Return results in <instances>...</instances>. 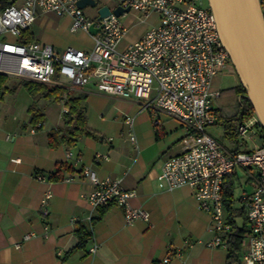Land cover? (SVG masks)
I'll list each match as a JSON object with an SVG mask.
<instances>
[{"label": "crops", "instance_id": "obj_1", "mask_svg": "<svg viewBox=\"0 0 264 264\" xmlns=\"http://www.w3.org/2000/svg\"><path fill=\"white\" fill-rule=\"evenodd\" d=\"M95 1L99 8L111 5L108 0ZM137 16L142 18L133 14ZM151 19L155 22H150V29L157 25V15L150 13L143 19ZM76 32L69 17L38 11L27 38L57 52L68 47L88 50L74 45ZM80 32L91 47V36ZM126 36L127 31L119 49L138 39ZM55 80L64 81L58 75ZM68 85L62 86L61 102L64 93L66 98L83 99L87 128L95 138L83 136L72 147L50 148L47 135L62 127L63 119L45 128L44 104L40 107L39 102L33 107L43 115L41 128L30 123L32 105L25 109L28 118L22 123L16 116L0 117V264H164L166 258L165 264H225L226 249L206 245L212 239L210 217L197 208L192 190L158 186L157 175L166 159L183 150L185 133L179 121L154 107L146 109L133 98L99 92L93 84L80 89ZM125 116L134 118L135 144L129 140ZM96 155L101 157L95 159ZM85 168L100 180L121 178L126 190L136 192L130 204L147 211L148 221L127 225L122 210L113 205L92 210L83 197L91 188L82 176ZM36 175L45 180H36ZM247 184L250 192H243V200L251 193ZM47 191L52 197L46 205L48 214L43 215L41 201ZM89 217L94 220L91 241L78 249L75 231L80 226L90 230ZM93 245L96 254L89 253ZM177 249L180 258L174 256Z\"/></svg>", "mask_w": 264, "mask_h": 264}, {"label": "built area", "instance_id": "obj_2", "mask_svg": "<svg viewBox=\"0 0 264 264\" xmlns=\"http://www.w3.org/2000/svg\"><path fill=\"white\" fill-rule=\"evenodd\" d=\"M13 1V5L0 11V74L61 88L63 84L55 80L56 75L73 88L93 84L99 92L133 98L146 109L154 107L178 120L185 133L183 150L164 162L157 175L159 188L189 187L197 208L210 217L208 232L212 239L206 245L226 249L224 237L232 226L225 216L222 185L225 178L241 170L251 186L245 199L250 234L242 241L241 261L264 264L262 128L254 114L238 124L237 134L246 145L245 151L227 148L206 132V127L216 122L214 100L220 95L211 89L212 81L230 65V59L215 18L203 0H108L111 5L106 7L111 14L104 18L99 17L98 5L87 6L96 9L94 16L87 17L85 8L76 5L79 0ZM258 1L264 12V0ZM117 7L129 8V13L141 15V20L154 13L158 23L139 40L119 49L127 31L120 19L127 13L116 17L112 12ZM38 11L69 17L74 31L89 34L91 26L99 29L96 35L89 34L92 48L68 47L57 52L50 45L23 41V33ZM66 97L64 93V101ZM67 111L64 108L63 113ZM124 122L131 132L129 140L135 144L134 118L125 116ZM100 157L96 155L95 159ZM82 176L91 187L83 197L92 210L113 205L122 210L127 225L137 220L148 221L147 211L130 204L136 192L126 190L121 178L100 180L89 168L82 171ZM35 177L38 181L45 180L41 175ZM51 197L47 191L42 198L43 215L48 214L46 205ZM88 222L91 232L92 217ZM96 252V245L89 248L90 254ZM174 256L180 258L181 250L177 249ZM167 262V258L163 260L164 264Z\"/></svg>", "mask_w": 264, "mask_h": 264}, {"label": "trees", "instance_id": "obj_3", "mask_svg": "<svg viewBox=\"0 0 264 264\" xmlns=\"http://www.w3.org/2000/svg\"><path fill=\"white\" fill-rule=\"evenodd\" d=\"M13 0H0V11L8 6L13 5ZM207 6V4H206ZM23 37L26 42L27 30L24 31ZM8 81V75L0 74V101L3 100L5 94L11 92L6 86ZM19 86L22 87L29 95L35 96L40 95L43 98L51 99L54 98L56 102L61 101L63 88L61 87H49L47 85L31 82V81H19ZM229 95L233 97L234 106L228 109L226 102H221L215 108V103L222 101L223 95ZM81 97H68L66 98L64 105L68 108L66 113H63V125L57 127L47 135L48 146L55 149L60 144H65L67 147H72L83 136L93 137L95 135L87 128L85 114L82 107ZM30 114L31 125L42 126L43 115L30 106L28 108ZM254 114V111L246 99L245 89L238 81L237 85L229 88L225 91H221L218 98L214 100V115L216 122L214 125L221 126L222 138L227 140L230 148L234 151H245L246 145L237 134V126L247 117ZM262 130V129H261ZM260 143H264V132L261 131ZM242 172V171H241ZM244 175V173L242 172ZM237 176V171L232 176L225 178L222 185V199L227 222L232 226L231 231L225 235L224 241L226 244V261L225 264H242V241L250 234V225L247 218V201L243 200L242 197L239 199L235 198L234 192V177ZM52 177H49L51 179ZM249 180L246 178V183ZM92 221H94L92 219ZM93 224V223H92ZM75 234L78 238L76 248L83 249L91 241V232L80 226L76 229Z\"/></svg>", "mask_w": 264, "mask_h": 264}, {"label": "water", "instance_id": "obj_4", "mask_svg": "<svg viewBox=\"0 0 264 264\" xmlns=\"http://www.w3.org/2000/svg\"><path fill=\"white\" fill-rule=\"evenodd\" d=\"M218 34L238 81L245 89L254 115L264 132V12L258 0H206ZM77 7H95V0H79ZM129 8L117 7L112 14L121 17ZM100 18L111 14L106 6L98 9ZM99 29L90 27L89 34Z\"/></svg>", "mask_w": 264, "mask_h": 264}, {"label": "rangeland", "instance_id": "obj_5", "mask_svg": "<svg viewBox=\"0 0 264 264\" xmlns=\"http://www.w3.org/2000/svg\"><path fill=\"white\" fill-rule=\"evenodd\" d=\"M203 2L206 5V0H203ZM95 12L96 9L94 8L92 9L89 7L85 8L84 10V13L89 18L94 16ZM151 20L143 21L139 18V16L133 17L132 13H127L124 17L121 18V22L127 28L126 38L131 40L137 38L140 39V37L150 29L151 27L150 22H155V20L153 21ZM72 36L75 46L78 45V47L88 50L92 48V44L90 47V42L88 41V38L83 39L80 31L73 33ZM19 81H21V79L8 76V81L6 83V86L8 87V89H10L11 92L5 94L3 100L0 101V117H3V115L16 116L18 120H20L22 123L23 118L26 119L27 117V112L25 111V109L29 105H32V107L34 105L37 108L38 105L40 107H43L41 106V103H43L45 128L49 126H54L57 122H60L59 117H61L62 120L65 101L63 103L61 101L56 102L54 98L47 99L41 97L40 95H35L36 98H34V96L29 95L22 87L19 86ZM23 81H28V80H23ZM62 82H63V86L66 87L69 86L65 80ZM237 83H238V78L230 62V65H228L226 69L222 70L221 72L218 73V75L214 77L212 81L211 89L221 92L234 87L235 85H237ZM47 86L52 87L50 85ZM40 97L42 98L41 100ZM36 102L37 104L39 102V104L36 105ZM221 102H226L228 104V109L231 108V105L234 106L233 97H230L229 95L226 94L223 95L222 101H218L215 103V108H217L218 107L217 105L220 104ZM11 109L13 112L11 111ZM38 127L39 125H36L34 128H38ZM206 132L210 134L213 138H215L217 141H219L220 144H222L227 148H230V145L228 144L227 140L222 138L221 126L219 125L208 126L206 127ZM255 143L259 144L257 138H255ZM233 183H234V192L236 199L241 198L243 192L246 193L250 192V188L246 183V176L242 174L241 170H237V176L234 177Z\"/></svg>", "mask_w": 264, "mask_h": 264}]
</instances>
